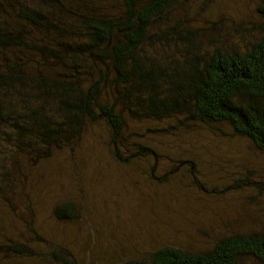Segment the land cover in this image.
I'll use <instances>...</instances> for the list:
<instances>
[{"label":"trees","instance_id":"obj_1","mask_svg":"<svg viewBox=\"0 0 264 264\" xmlns=\"http://www.w3.org/2000/svg\"><path fill=\"white\" fill-rule=\"evenodd\" d=\"M183 1L0 0V128L17 138L10 146L39 162L54 149L74 152L84 127L102 121L112 155L126 163L152 154L131 142L137 133L126 119H153L171 127L201 124L217 135L243 137L264 153V0H255L258 20L228 44L217 31L200 38L205 25H187L174 12ZM8 178L6 169L1 201L29 228L30 240L0 238V264H12L10 258L80 264L24 219V208L10 198L27 194L18 188L9 196L18 177ZM240 185L236 179L231 188ZM76 206L58 201L53 215L60 222L76 219ZM248 262L264 264V230L223 235L204 251L163 245L107 264Z\"/></svg>","mask_w":264,"mask_h":264},{"label":"rangeland","instance_id":"obj_2","mask_svg":"<svg viewBox=\"0 0 264 264\" xmlns=\"http://www.w3.org/2000/svg\"><path fill=\"white\" fill-rule=\"evenodd\" d=\"M182 4L174 12L183 14L187 25L204 24L197 31L200 38L217 31L225 44L258 20L255 0ZM126 120L137 133L131 142L152 149L147 157L126 163L112 155L102 121L84 127L74 152L54 149L39 162L10 146L17 138L0 128V175L7 169V181L18 177L7 194L24 190L28 199L11 197L12 204L24 208V219L43 236L69 248L80 264H107L139 259L163 245L204 251L223 235L264 230V153L249 140L217 135L201 124L171 127L168 120ZM236 179L242 185L231 188ZM5 192L0 190V238L29 241L23 220H15L14 209H4ZM61 200L77 205L76 219H55L53 207Z\"/></svg>","mask_w":264,"mask_h":264}]
</instances>
